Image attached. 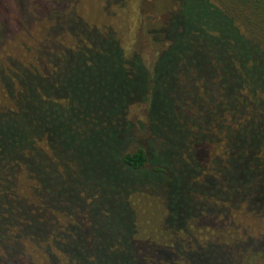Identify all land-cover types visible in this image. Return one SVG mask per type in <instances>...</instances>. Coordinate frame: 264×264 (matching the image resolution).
Segmentation results:
<instances>
[{
  "label": "trees",
  "instance_id": "obj_1",
  "mask_svg": "<svg viewBox=\"0 0 264 264\" xmlns=\"http://www.w3.org/2000/svg\"><path fill=\"white\" fill-rule=\"evenodd\" d=\"M95 1L0 0V264H244L264 254V239L228 228L241 213L264 218V0H173L150 30L162 43L150 69L111 28L85 20ZM134 103L145 105L141 145ZM177 160L190 205L167 206L166 243L137 238L129 195L155 196L164 210L161 182L179 185ZM105 161L124 177L111 188L121 234L108 227L100 181L80 178ZM195 227L228 229L199 240Z\"/></svg>",
  "mask_w": 264,
  "mask_h": 264
},
{
  "label": "rangeland",
  "instance_id": "obj_2",
  "mask_svg": "<svg viewBox=\"0 0 264 264\" xmlns=\"http://www.w3.org/2000/svg\"><path fill=\"white\" fill-rule=\"evenodd\" d=\"M175 8L176 3L173 0H127L121 5H113L107 8L102 7L101 0H96L94 6L88 12H85V20L90 25L101 29L111 28L126 57L136 54L140 56L143 66L150 69L154 61L153 58L162 44L152 40L150 30L161 27L168 13L175 10ZM127 117L134 124L135 143L141 145V142L147 136L145 105L143 103L130 105ZM163 135L166 136V132H162ZM106 161L105 163L93 164V167L88 166L89 163H87V167L85 169L83 167V171L80 172L82 176L80 178L90 177V180L100 181L102 188L109 194L108 198L105 199L109 214L108 227L111 233L120 232L121 234L126 229V219L120 201L112 193L111 188L119 189L123 185L124 177L116 170V163ZM204 163L202 161L200 165L205 166ZM171 165L176 169L178 165L181 166L179 169L181 182L179 181L177 186L169 185L167 181L161 182L163 188L160 189L165 192V197L162 196L165 202L164 210L155 196H149L144 192H134L128 197L129 205L134 213L135 235L137 238L149 239L161 244L166 243L168 241L167 235L163 234L159 224L161 223L162 214H167V206L176 208L177 212L180 213L183 208L190 205L185 195L187 188L185 190L182 188L185 186L186 181L183 164L181 161L177 163L171 161ZM236 219H232L233 224L228 227L231 234L235 233L241 236L245 234V236H258L260 239H264V218H254L249 214L241 213V215H237ZM228 228L211 231L207 227H195L190 230L195 238L205 240L211 238L212 235L219 236L218 231L227 230ZM247 259L250 262L249 264H264V254L247 257ZM246 261L244 264H247Z\"/></svg>",
  "mask_w": 264,
  "mask_h": 264
}]
</instances>
